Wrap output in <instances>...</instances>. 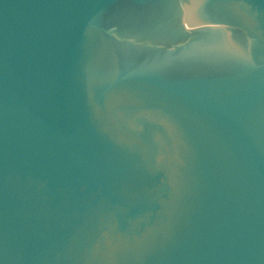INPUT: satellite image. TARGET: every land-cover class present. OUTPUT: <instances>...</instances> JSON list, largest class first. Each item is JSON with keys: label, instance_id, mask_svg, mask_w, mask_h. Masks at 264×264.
<instances>
[{"label": "water", "instance_id": "95a60500", "mask_svg": "<svg viewBox=\"0 0 264 264\" xmlns=\"http://www.w3.org/2000/svg\"><path fill=\"white\" fill-rule=\"evenodd\" d=\"M0 264H264V0H0Z\"/></svg>", "mask_w": 264, "mask_h": 264}]
</instances>
